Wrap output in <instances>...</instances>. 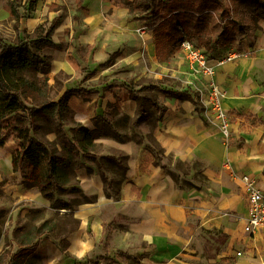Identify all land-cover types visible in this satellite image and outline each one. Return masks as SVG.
Masks as SVG:
<instances>
[{"label":"crops","instance_id":"0c3cea01","mask_svg":"<svg viewBox=\"0 0 264 264\" xmlns=\"http://www.w3.org/2000/svg\"><path fill=\"white\" fill-rule=\"evenodd\" d=\"M78 1L87 14L74 0L77 19L61 21L50 38L54 50L37 53L50 61L55 102L66 90H91L68 98L71 121L93 130L96 116L111 120L110 127L123 118L131 128L111 134L106 127L95 141L103 145L94 161L105 181L89 161L75 172L89 200L70 212L76 226L63 236V250L59 240L41 239L20 264H264V228L244 232L247 205L239 180L245 174L264 191V22L226 47L222 56L236 51L240 57L215 70L229 124L224 143L201 103V81L180 53L157 56L151 32L109 0ZM49 5L35 27L59 12L57 2ZM146 79L159 83L164 95L142 104L138 117L132 92ZM108 105L118 118L107 117ZM156 151L166 170L155 163ZM221 235L227 239L219 251Z\"/></svg>","mask_w":264,"mask_h":264},{"label":"trees","instance_id":"16d2710c","mask_svg":"<svg viewBox=\"0 0 264 264\" xmlns=\"http://www.w3.org/2000/svg\"><path fill=\"white\" fill-rule=\"evenodd\" d=\"M37 0H26L28 7H23L22 14L16 8L8 7L6 12L15 18H31ZM119 8L126 9L135 22H141L151 32L156 55L162 59L174 56L181 51L183 40H194L205 52H212L221 41L229 44L234 35H246L258 29V23L264 22V0H229L223 4L220 0H109ZM166 1V2H165ZM79 11L87 14L76 0ZM56 4L48 6L54 11ZM75 15L72 20H76ZM62 16H55L43 34L36 35L35 41L44 46H52L50 41L54 30L60 25ZM213 24V25H212ZM217 24L221 31L215 35L213 28ZM41 27L38 26L36 31ZM230 28V29H229ZM50 61L36 54L29 43L18 40L15 44L0 40V148L14 141L20 147V158L29 162L33 169L30 177L22 180L25 189H37L42 198L48 201L53 209L72 210L71 205L60 196L67 189H77L73 181L75 172L82 166L81 158L95 160L93 149L95 141L104 135V129L110 127V121L102 116L93 119L95 129L88 130L78 124L73 129L71 137L65 127L58 122L56 134L58 147L43 143L35 138V121L33 114L43 112L47 107L68 110L67 100L75 95L92 92L91 90H66L57 102L49 101L53 86L48 84ZM168 95H180L177 92H166ZM137 102L138 117L145 113L139 98ZM112 110L107 117L111 119L117 110L114 105H108ZM139 119V118H138ZM138 119L132 123V128ZM73 122V121H72ZM154 151L155 148L153 147ZM155 163L160 165L161 158L154 153ZM166 170L165 165H160ZM97 168L102 180L106 177L97 162ZM175 180V179H174ZM226 237V236H224ZM50 240L48 237L42 238ZM41 238L33 243L29 240L14 254L0 256V264H20L32 253ZM63 250V242H60Z\"/></svg>","mask_w":264,"mask_h":264},{"label":"rangeland","instance_id":"374dc122","mask_svg":"<svg viewBox=\"0 0 264 264\" xmlns=\"http://www.w3.org/2000/svg\"><path fill=\"white\" fill-rule=\"evenodd\" d=\"M220 1L226 5L229 4V0ZM53 2L58 3L60 10H56L59 12L48 14L47 16L61 15L62 21H70V17L75 10L74 0H37L31 18L11 17L5 10L8 7H12L22 14L23 7H28L26 0H0V40L11 44H15L18 40L26 41L36 54L42 53L44 49L45 51L54 50L52 46H44L35 41L36 35L40 32L43 34V31L47 29L50 20L47 18L42 21L38 25L41 27L38 31H36L38 26L35 27L34 25L37 17L46 16V7ZM213 28L216 30L215 37L221 31V27L219 25L217 27L216 24ZM241 37L242 35L235 34L234 40L229 44L221 41L217 48H220L222 51L215 53V58L225 54L226 51L224 49L226 47L237 45L236 43H239ZM191 42L197 45L194 40H191ZM206 53L213 56L212 52ZM129 78L126 76V80ZM147 80H142V82L138 83L141 84V88L138 91L132 92L137 93L134 94V97L139 98L144 106H149L160 94L164 95L163 90H161L162 87L157 85L159 83L155 85V83H148ZM130 85H133L132 82ZM56 91L55 85L49 96V101L55 102L57 97ZM118 115L114 114L115 118H118ZM33 119L36 125L35 138L43 143L58 147L56 144L58 143L56 134L49 133L57 130L58 122H61L69 135L74 137L72 132L76 124L71 121L68 110L61 109L57 113V108L47 107L43 112H35ZM110 128L109 132L111 134H114L113 132L116 131L128 133L131 124L127 119L121 118ZM126 137L128 138L127 134ZM130 138L136 137L130 136ZM150 143L151 146L157 148L154 143ZM102 149L103 145L101 143L96 145L93 149V154H97ZM88 161L92 165L97 164V161L86 158H81L80 164L84 166ZM175 168L180 169V171L184 170L183 166L178 164H175ZM171 173L176 181L181 178V175H177V172L172 171ZM32 174L33 169L29 162L20 158V147L17 143L10 141L0 148V256L14 254L29 240L33 243L36 239L48 237L50 241L55 242L59 240V242H62V238L67 231L76 226V220L71 216L70 212L77 204L89 200V197L83 195L78 181L74 179L73 183L77 189H67L60 196L61 199L71 205L72 210L53 209L50 207L48 201L42 198L37 189L32 188L28 190L23 188L22 180L25 177H30ZM226 239V237L221 235L219 247L215 248L222 251L225 248Z\"/></svg>","mask_w":264,"mask_h":264},{"label":"built area","instance_id":"2783aa9c","mask_svg":"<svg viewBox=\"0 0 264 264\" xmlns=\"http://www.w3.org/2000/svg\"><path fill=\"white\" fill-rule=\"evenodd\" d=\"M180 46V54L190 69L191 74L200 79L201 86L204 89L206 100H202L201 103L206 108V111L209 112L210 117L217 122L222 135V141L226 143L229 138L228 116L221 108L223 93L214 82L213 77L216 68L240 56L236 51H232L230 54L212 58L189 40H183ZM239 180L245 194L247 205V215L244 219V232L252 235L257 230L264 228V191L258 189L255 181L245 174L241 175ZM236 256L240 257L241 253L237 252Z\"/></svg>","mask_w":264,"mask_h":264}]
</instances>
